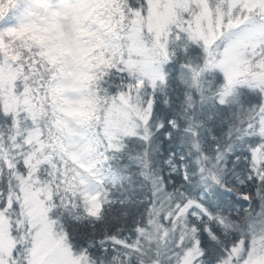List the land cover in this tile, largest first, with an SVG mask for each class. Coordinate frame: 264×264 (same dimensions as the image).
<instances>
[{"label":"snow or ice","instance_id":"obj_1","mask_svg":"<svg viewBox=\"0 0 264 264\" xmlns=\"http://www.w3.org/2000/svg\"><path fill=\"white\" fill-rule=\"evenodd\" d=\"M0 264H264V0H0Z\"/></svg>","mask_w":264,"mask_h":264}]
</instances>
